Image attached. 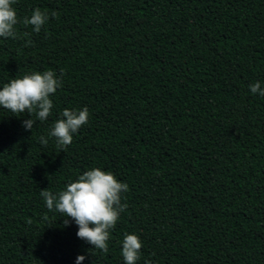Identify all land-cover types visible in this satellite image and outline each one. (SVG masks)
Segmentation results:
<instances>
[{
  "label": "trees",
  "instance_id": "1",
  "mask_svg": "<svg viewBox=\"0 0 264 264\" xmlns=\"http://www.w3.org/2000/svg\"><path fill=\"white\" fill-rule=\"evenodd\" d=\"M13 7L49 19L0 37V90L34 72L63 83L44 122L0 107V264H125V234L142 241L137 264H264V97L249 89L264 88V0ZM84 107L89 122L58 148L54 123ZM94 168L129 186L107 253L40 195Z\"/></svg>",
  "mask_w": 264,
  "mask_h": 264
},
{
  "label": "clouds",
  "instance_id": "2",
  "mask_svg": "<svg viewBox=\"0 0 264 264\" xmlns=\"http://www.w3.org/2000/svg\"><path fill=\"white\" fill-rule=\"evenodd\" d=\"M17 0H0V37L17 38L16 26L23 23L32 26L39 33L47 23L48 14L35 9L30 17L21 21L13 5ZM55 15V14H53ZM30 43V42H29ZM62 78L53 71L34 72L22 78H13L0 90V107L9 110L16 116L27 112L35 115L40 122L46 121L52 114L53 101L50 98L62 86ZM253 95L264 97V88L260 82L249 86ZM89 110L64 109L50 133L57 147L66 150L73 143L74 134L89 122ZM36 121H23L25 130L33 131ZM40 143L47 145L48 140L40 137ZM127 183L120 182L111 172L100 168L85 171L75 182H70L66 188L56 194L41 190L40 195L46 202L49 211L56 210L66 218H71L78 226V238L86 241L105 253L109 250L111 231L115 229L120 214L128 207L122 203V194L128 191ZM44 219H48L45 214ZM69 220L65 219V225ZM142 241L136 234H125L122 241V256L125 264H137L140 259ZM84 255L77 257L76 264H82Z\"/></svg>",
  "mask_w": 264,
  "mask_h": 264
}]
</instances>
